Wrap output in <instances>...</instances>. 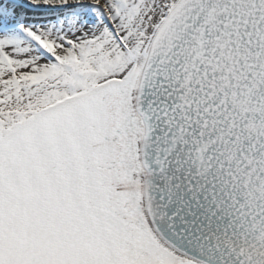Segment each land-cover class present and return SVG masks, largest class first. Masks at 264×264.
<instances>
[{"label":"snow or ice","instance_id":"obj_1","mask_svg":"<svg viewBox=\"0 0 264 264\" xmlns=\"http://www.w3.org/2000/svg\"><path fill=\"white\" fill-rule=\"evenodd\" d=\"M0 264H264V0H0Z\"/></svg>","mask_w":264,"mask_h":264}]
</instances>
